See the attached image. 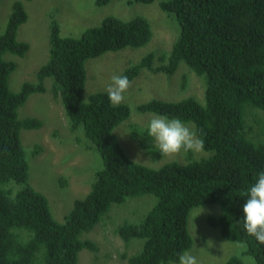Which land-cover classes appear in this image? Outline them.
<instances>
[{"label":"trees","instance_id":"trees-1","mask_svg":"<svg viewBox=\"0 0 264 264\" xmlns=\"http://www.w3.org/2000/svg\"><path fill=\"white\" fill-rule=\"evenodd\" d=\"M24 1L29 0L14 1L7 27L0 33V264H78L82 249L99 251L95 241L82 239L83 233L110 216L115 205L147 200L149 195L157 197V202L144 217L116 228L126 247L133 239H144L139 251L122 254L129 264L178 262V255L192 247L191 210L208 204L221 208L220 214L207 216L209 226L219 229L225 241H246V254L254 257L255 264H264V244L242 227L244 193L255 174L264 170V122L256 132L248 120L251 109L264 114V0L161 1L160 7L174 15L180 26L172 49L159 57V65L149 53L121 74L132 81L147 69L171 78L183 61L204 76L206 87L204 103L190 96L178 101L153 98L138 105L140 113L179 117L203 133L205 150L200 158L189 152L186 163L172 161L159 168L132 160L114 132L130 118L129 105L113 106L106 91L85 94L86 61L147 44L153 37L149 20L111 15L80 37H63L52 19L49 60L37 71L36 82L25 81L12 91L9 78L16 64L6 54L23 56L29 47L17 39L19 26L28 19ZM110 1L97 0L99 4ZM48 77L53 79L51 92L61 100L71 130L82 129L87 147L96 149L103 162L90 192L74 200L63 221L54 217L47 197L29 183V162L21 139L23 128L43 125L39 118L19 117V108L31 94L48 91L44 84ZM182 80L185 87L189 78L184 75ZM261 117L253 120L260 123ZM130 126L133 141L145 154L163 157L147 127ZM40 150L37 147V153ZM223 264L243 262L236 254Z\"/></svg>","mask_w":264,"mask_h":264},{"label":"rangeland","instance_id":"rangeland-1","mask_svg":"<svg viewBox=\"0 0 264 264\" xmlns=\"http://www.w3.org/2000/svg\"><path fill=\"white\" fill-rule=\"evenodd\" d=\"M14 1L16 0H0V33L7 27ZM161 1L164 0H155L152 3L111 0L107 4H99L97 0L24 1L28 19L19 26L17 39L27 43L29 47L23 56L6 54V59H11L16 64L9 78L10 89L18 91L25 81H37V71L50 58L52 19L59 24L63 37H80L88 28L101 26L104 18L111 15L124 20L143 16L151 24L153 37L147 44L109 51L86 61V96L106 91L113 74H121L125 68L141 61L149 53L155 55V65H159V57L170 52L180 29L176 17L160 7ZM184 75L189 78L185 87L182 86ZM131 82V87L124 94L123 102L131 108L130 118L122 121L114 129L125 153L132 160L154 168L172 161L186 163L188 153L162 158L145 154L133 141L130 125L136 124L140 126V130L147 127L148 121L157 114L140 113L137 107L153 98L178 101L191 96L204 103L206 87L204 76L194 73L182 61L171 78L142 69L140 75ZM52 83L51 77L45 79L44 84L48 91L31 94L19 108V117H35L43 122L40 128L21 130V139L29 162L28 181L47 197L54 217L58 221H63L74 200L83 198L90 192L96 173L103 167V162L96 149L87 147L88 141L83 130H71L61 100L54 97L51 92ZM253 111L249 110L248 120L254 130L259 132L264 120L257 123L253 118L254 116L264 118V114ZM185 123L195 129L193 122ZM37 147L41 148L38 153ZM202 154L192 152L196 159ZM18 187H14V190ZM149 196L147 200L134 199L126 204L115 205L110 216H106L105 220L96 224L92 230L83 233L82 239L95 241L99 251L82 249L78 254V264H129L122 254L126 252L131 255L139 251L143 247L144 239H133L126 247L116 228L127 222H139L157 202V197ZM220 213L221 208L216 204L202 205L191 210L188 229L193 243L188 251L198 258L200 264H223L237 254L236 244L225 241L220 236L219 229L212 228L207 223L209 214ZM245 255L251 256L246 253Z\"/></svg>","mask_w":264,"mask_h":264},{"label":"clouds","instance_id":"clouds-1","mask_svg":"<svg viewBox=\"0 0 264 264\" xmlns=\"http://www.w3.org/2000/svg\"><path fill=\"white\" fill-rule=\"evenodd\" d=\"M131 83L126 75L111 76V82L106 87V94L113 106H119L124 102V94L131 87ZM146 130L163 156L172 157L189 152L202 153L205 150L202 131L198 134L179 117L154 115L148 121ZM244 196L242 227L248 236L264 244V170L255 174L254 182L246 189ZM236 248L237 255L243 264H255L253 257L245 255L248 252L246 241L237 242ZM178 264H200V261L190 251L185 250L178 255Z\"/></svg>","mask_w":264,"mask_h":264}]
</instances>
